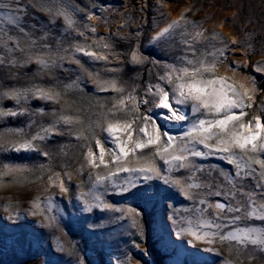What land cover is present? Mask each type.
I'll list each match as a JSON object with an SVG mask.
<instances>
[{"label": "snow or ice", "instance_id": "obj_1", "mask_svg": "<svg viewBox=\"0 0 264 264\" xmlns=\"http://www.w3.org/2000/svg\"><path fill=\"white\" fill-rule=\"evenodd\" d=\"M36 13L47 17L40 28L35 21L29 24ZM93 20L107 23L70 0H0V102L15 105L0 104V191L27 192L44 182L43 194L29 198L27 208L11 198L0 206L6 219L23 227L21 221L32 218L41 229L63 231L66 209L57 205L58 198L66 197L68 203H79L82 213L98 209L113 213L118 223L127 222L139 237L133 247L148 256L144 210L105 197L148 204L168 198L162 187L187 202L183 208L166 204L176 239L218 257L220 264H264V99L258 100L264 89L257 76L227 64L229 49L210 43L215 34L207 36L183 17L157 26L148 38L153 47L180 46L179 55L165 61L150 58L138 40L127 36L121 39L129 40L130 48L117 50L114 35H98L89 23ZM52 26L59 27L56 37ZM148 64L156 69V79H149L142 91L124 79L125 65L138 70ZM30 65L36 66L31 82L3 83L4 78L19 80L18 70ZM253 73L264 76V63L257 62ZM88 84L94 103L76 95H87ZM105 93L111 95H99ZM33 100L51 107H32ZM19 117L26 118L22 126L5 123ZM56 137L76 142L79 167L68 159V144L51 149ZM31 153L41 162H15ZM212 160L229 168L204 163ZM74 175L82 179L73 188ZM25 240L22 233L14 243L22 247ZM33 242L39 244V237L27 241L29 247ZM55 243L58 251H66L59 237ZM68 243L76 264H85ZM132 259L125 254L115 264H132Z\"/></svg>", "mask_w": 264, "mask_h": 264}, {"label": "rangeland", "instance_id": "obj_2", "mask_svg": "<svg viewBox=\"0 0 264 264\" xmlns=\"http://www.w3.org/2000/svg\"><path fill=\"white\" fill-rule=\"evenodd\" d=\"M123 0H70L74 4H79L97 15L107 18L108 24L102 20L97 22L90 21L98 30V35H114L117 50L126 52L130 48L129 40L139 41L141 49L150 58H156L160 61L172 60L180 52V46L173 42L171 46L153 47L149 45L148 38L153 34L157 26L164 27L174 16V20L181 17L188 21L196 22L200 25V30L211 37L215 34L216 39L210 41L217 47L229 49L227 54V64L239 65L241 74H254L258 78V85L264 89V76L259 73H253V66L257 62L264 63V0H132V10L124 13L125 20L121 23L109 20L113 13H108L113 9L118 12L123 11L120 2ZM142 2V3H141ZM118 6V7H117ZM120 6V7H119ZM123 6V5H122ZM136 6V7H135ZM144 6V7H141ZM147 6V7H146ZM116 12V13H118ZM131 16V17H130ZM111 17V18H110ZM47 17L42 13H36L29 24L36 22V27L40 28ZM99 21V22H98ZM140 23V24H139ZM132 24V25H131ZM58 26H62V21H57ZM123 25V26H122ZM52 37L59 35V27L52 26ZM191 28V25H189ZM106 31V32H105ZM139 32L140 36L136 33ZM127 36L129 40H123L121 37ZM232 37L236 43H232ZM51 42V38H50ZM36 66L30 65L28 68H22L19 80H9L4 78L3 83L25 85L32 81L33 72ZM149 69L152 70L151 77ZM139 71V75H137ZM224 68H222V72ZM27 75H24V74ZM230 74V73H229ZM124 79L130 84H135L141 91L149 79L155 81L156 69L151 64L141 69H132L130 66H124ZM57 76L65 78V74L57 70ZM35 79L39 80L38 77ZM45 83H50L47 78ZM84 93L76 95L82 97L85 103L93 102V86L86 85ZM111 95V93L99 94ZM264 99V93L258 96ZM0 104L8 107H14L11 100H4ZM32 107H46L39 100L31 101ZM25 117H19L16 120L9 118L5 123L12 126H22ZM160 123H162L160 121ZM163 124V123H162ZM2 126V125H0ZM166 128H173L167 127ZM179 131V130H177ZM75 141H70L68 137H56L51 142V149L58 150L62 144H68V159L73 167H79L76 158L80 150L75 147ZM14 155V154H10ZM34 157V158H25ZM36 154H21V157L15 162L20 164L32 165L41 162L42 158H35ZM204 163H214L220 168L228 169L229 166L220 161H206ZM87 170H85L83 179L86 180ZM82 178L74 175L71 181L73 188ZM32 185L31 190L0 191V206L9 202L19 200L21 209L28 207V199L35 196L38 192L43 194L42 186ZM53 191H56L53 189ZM160 191L167 192V199H157L153 203L145 204L135 198H124L121 196L108 195L105 198L116 205L135 204L144 210V219L146 224V239L143 246L147 248L149 255L145 256L141 251L133 247L132 241L139 237L133 236L132 230L127 227V222H116L114 214L94 210L92 213H82L79 203L73 201L68 203L67 198H58V208L66 209L63 212L61 225L63 231L49 232L37 226L32 218L21 221L23 227H17L6 219V214L0 210V264H76V256L69 255V241L75 245L76 255L85 260V264H108L119 258L123 260L125 254H130L132 264H220L218 257L205 254L203 252L190 249L184 242L176 239L170 231V225L166 217L170 209L166 204L172 203L177 208H183L187 202L175 192L160 188ZM221 199L222 198H214ZM259 223V222H253ZM89 225L98 226V230H89ZM26 234V240L21 247L14 241L21 239V234ZM34 237H39L40 243L33 242L29 247L27 241H34ZM65 244L66 251L60 252L56 247V238ZM167 242V243H166ZM173 256V257H171Z\"/></svg>", "mask_w": 264, "mask_h": 264}, {"label": "bare ground", "instance_id": "obj_3", "mask_svg": "<svg viewBox=\"0 0 264 264\" xmlns=\"http://www.w3.org/2000/svg\"><path fill=\"white\" fill-rule=\"evenodd\" d=\"M148 2V0H144V3L146 4ZM142 3V2H141ZM132 4H133V2H132V0H123L122 2H120V6H121V8H119V9H122L123 8V11H121V12H118V9H113L112 10V8H111V11L108 13V15H110L111 13H113L114 15H113V17L109 20V23H110V21H116V22H118V23H120V25H121V23L125 20V18H126V15H124V13H126V12H129V11H131L132 9ZM123 5V6H122ZM119 6V7H120ZM118 7V6H117ZM136 7V6H135ZM141 7H144V6H141ZM147 7V6H146ZM116 12H118V13H116ZM177 16V15H176ZM176 16H174L173 18H172V20H174L175 19V17ZM131 17V16H130ZM171 21V20H170ZM93 22H97L96 20L95 21H93ZM99 22V21H98ZM106 24H108V22L106 23ZM140 24V23H139ZM132 25V24H131ZM123 26V25H122ZM106 32V31H105ZM233 41H235V39L232 37V43H233ZM220 71L222 72V68L220 69ZM162 123H164L163 121H161ZM165 125H167V124H165ZM167 127H172V126H170V125H167ZM170 130H172V131H177V130H179V129H177V128H175V127H173V128H170ZM167 243V242H166ZM171 257H173V256H171ZM108 264H114L113 262H109Z\"/></svg>", "mask_w": 264, "mask_h": 264}]
</instances>
